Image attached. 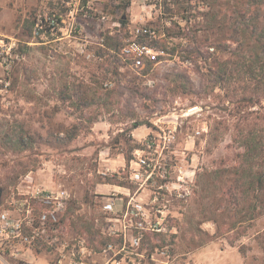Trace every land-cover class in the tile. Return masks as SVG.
<instances>
[{
	"label": "rangeland",
	"instance_id": "374dc122",
	"mask_svg": "<svg viewBox=\"0 0 264 264\" xmlns=\"http://www.w3.org/2000/svg\"><path fill=\"white\" fill-rule=\"evenodd\" d=\"M120 1L98 0L97 12L87 18L82 0H0V38L14 41L16 49L0 64V211L26 191L67 189L71 200L65 217L70 230L89 239L86 264H105L100 204L113 188L104 181L109 177L108 183L113 184L115 178L121 185L113 184L119 187L114 193L133 194L138 184L128 178L126 157L130 154L135 160L139 148L156 149L168 181L155 171L146 189L135 197L146 199L149 189L156 190L164 181L174 183L169 189L163 186L167 195L158 203L164 205L167 231L144 233L138 254L130 255L135 264H257L262 251L254 235L264 229V215L245 222V234L236 236L242 227L227 230L231 219H236L231 217L232 205L222 201L219 206L212 196L215 192L219 197L230 185L228 172L219 177L212 172L207 176L212 183L204 180L210 171L237 164L239 149L231 138L236 118L229 111L234 98L244 93L245 73L238 61V66H229L234 68V78L215 86L209 69L230 58L224 47L236 45L230 40V10L242 7V0H185L177 5L188 28H171L169 34L175 38L169 48L175 47L171 52L175 58L155 66L146 77L122 66L116 60L118 50L100 51L97 44L100 33L116 32L112 22L121 16ZM217 1L225 4L218 16L220 24L211 21L210 7ZM129 4L130 0L127 17ZM74 6L78 10L70 13ZM52 12L63 18V33H51L49 22L35 33L32 23L40 16L49 19ZM194 46L203 53L201 57L191 53L190 59H182ZM237 53L238 59H246V52ZM70 83L93 89L101 83L102 98L83 107L62 100L58 90ZM106 90H112V95L105 96ZM105 99L107 105L102 103ZM94 115L96 120L90 122ZM62 124L69 134L76 133L66 143L51 136ZM169 133L174 134L170 141L164 138ZM149 144L153 146L148 148ZM148 207L151 219L161 216ZM216 225L221 233L217 238ZM241 244L245 253L239 252ZM35 256L32 262L5 258L0 264H51L53 260L43 247L36 249ZM127 258L121 264H129Z\"/></svg>",
	"mask_w": 264,
	"mask_h": 264
},
{
	"label": "built area",
	"instance_id": "2783aa9c",
	"mask_svg": "<svg viewBox=\"0 0 264 264\" xmlns=\"http://www.w3.org/2000/svg\"><path fill=\"white\" fill-rule=\"evenodd\" d=\"M97 1L82 0L81 9L85 17L90 18L97 12L95 7ZM183 1L185 0H130L127 7V37L123 39L118 50L124 67L136 69L139 74L146 77L155 66L171 60V57L175 58L169 50V45L173 44L171 40L175 37L170 35L169 31L174 26L181 31L188 28V21L178 15L176 10L177 5ZM133 6L135 10L132 9ZM204 7L206 6L200 7L201 11ZM74 10H78V6H74L69 12ZM100 20H105L104 15L101 14ZM63 21L61 15L56 12H52L49 19L40 16L35 21L34 32L40 31L43 23L49 22L51 33L56 31L63 33L61 25ZM119 27L120 23L114 20L112 28ZM108 33L113 32L109 30ZM97 44L104 47L102 35H99ZM14 46V41L6 43L0 38V64L6 61ZM210 50L213 48L210 47ZM146 68L147 71L143 73ZM146 83L150 84V80ZM164 138L170 141L174 134L169 133ZM152 146L149 144L148 148ZM144 150L136 149L134 151L136 159L133 157L129 159L128 178L138 184L133 194L127 192L122 195L112 191L103 196L104 200L100 204L105 224L99 231L102 236L109 238L101 248L102 255L106 257L105 264H121L127 257L129 264H135L134 258L130 255L138 254L136 250L141 245L144 233L167 231L163 216L164 205L158 203L167 195L163 191V186L169 189L174 183L169 185L164 181L156 190L149 189L150 193L146 199L135 197L139 190L146 189L144 185L151 182L155 171H160L161 179L167 177L165 165L159 160L160 153L156 149L154 152L147 149L146 153L140 154V151ZM70 200L68 190L63 187L37 188L20 193L19 198L0 211V260L9 258L15 262H32L36 259V249L43 247L53 255L51 264H86L85 260L91 254L87 236L72 233L65 217ZM148 206L161 216L155 214L154 219H151ZM95 222H98L97 218ZM117 239L120 241L118 244ZM119 254L122 255L118 257Z\"/></svg>",
	"mask_w": 264,
	"mask_h": 264
},
{
	"label": "trees",
	"instance_id": "16d2710c",
	"mask_svg": "<svg viewBox=\"0 0 264 264\" xmlns=\"http://www.w3.org/2000/svg\"><path fill=\"white\" fill-rule=\"evenodd\" d=\"M127 4L128 0H123L118 5L121 10V16L114 19L120 23V27L115 28L116 32L113 34H109L108 32L99 34L104 39V47L101 46L100 51L119 50L123 39L127 37L126 23L128 22V17L125 12ZM223 6H225L223 1H217L214 8L210 7L211 21L213 23L220 24L218 16ZM230 12L232 13L231 19L233 20V28L231 29L233 33H230V40L235 42L236 45L233 48L230 45H224L225 50L228 49V52H230V58L221 62L216 61L218 62L216 63V68L209 69V73L213 75L209 80L215 86H223L225 81L229 82L234 78V68L229 69V66L236 67L241 62L242 72L245 73L244 93L234 98L232 101L234 102V106L229 111V114L236 118L232 127L233 134L231 138L239 149L235 153L237 164L231 166L229 170L210 171L205 174L206 178L204 180L207 184L212 183V181L207 179V176L212 172L217 177L220 176L222 171L228 172L230 185L224 189V196L222 194L217 197L215 192L212 193V196L214 202L219 206L222 204V201H226L232 205L231 217H236V219H231L227 230H237L239 227H242L243 230L236 231V236H238L245 234L244 229L247 228L243 226L245 222L251 223L253 219L264 215V101L262 100L264 98V0H242V7L235 5L231 8ZM32 24H35V21ZM120 29H123L125 33L120 32ZM12 50L16 52V49ZM174 50L175 47L171 48L170 52H174ZM213 50L215 49L213 48ZM238 51L247 53L244 61L237 58ZM104 52H100V54ZM191 53H194L196 57H201L203 54L198 49V46H194L193 50L181 55L182 59H190ZM208 55L204 57H208ZM116 60L120 61L123 66L118 52L116 53ZM146 71L147 68L143 70V73ZM101 88H103L101 83L98 84V87L94 88L95 90L88 87L87 84L70 83V85L65 84L62 89L58 90V93L62 100L72 101V103L76 102L78 107H83L91 105L93 100L102 98L100 93ZM104 94L109 97L112 95V90H106ZM102 103L107 105V99ZM129 112L133 115V110H129ZM96 117V115L91 116L89 121L96 120ZM133 126L138 125L133 124ZM60 131H65L64 134L66 136L60 137ZM60 131L58 129L54 132L52 131L51 136L54 135L56 136L55 138H60L64 143L69 142L72 136L76 134H69L68 129L64 128L63 124L60 126ZM130 158L131 155L129 154L126 157V161ZM115 176L113 175V177ZM110 179L107 177L104 182L108 183ZM113 180L119 182L115 178ZM116 182L112 183L121 185ZM201 190H204V188ZM213 221L215 222L217 219L214 218ZM219 231V226L216 225V232L213 234L215 238L221 235V233H217ZM254 239L262 251V257L257 264H264V229L258 231L254 235ZM107 240L109 238L103 236L101 244H104ZM245 250L246 246L244 244L239 245V252L245 253Z\"/></svg>",
	"mask_w": 264,
	"mask_h": 264
},
{
	"label": "crops",
	"instance_id": "0c3cea01",
	"mask_svg": "<svg viewBox=\"0 0 264 264\" xmlns=\"http://www.w3.org/2000/svg\"><path fill=\"white\" fill-rule=\"evenodd\" d=\"M132 9H133V10H135L136 8L133 6V7H132ZM137 11H138V9H137ZM106 184H109L110 186H112V188H113V189H111V191H110V192H112V191L116 190L115 188H119L118 186H116V185H113V184H110V183H106Z\"/></svg>",
	"mask_w": 264,
	"mask_h": 264
}]
</instances>
